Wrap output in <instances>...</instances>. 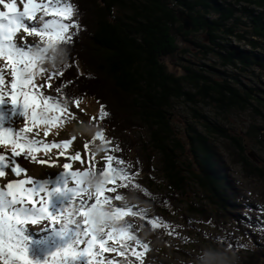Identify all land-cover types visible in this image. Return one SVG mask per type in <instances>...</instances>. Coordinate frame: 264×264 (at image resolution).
Listing matches in <instances>:
<instances>
[{"label":"snow or ice","instance_id":"obj_1","mask_svg":"<svg viewBox=\"0 0 264 264\" xmlns=\"http://www.w3.org/2000/svg\"><path fill=\"white\" fill-rule=\"evenodd\" d=\"M0 6V264H120L108 253L126 264H144L150 246L125 218L146 212L114 203L126 199L118 189L130 187L137 175L112 154L122 149L108 148V137L97 132L81 152L66 156L74 136L40 138L41 129L47 137L76 119L73 107L79 110L81 98L68 100L61 87L69 66L65 49L81 28L78 6L71 0H0ZM96 140L105 146L99 170L97 153L89 150ZM53 149L58 155H49ZM25 161L61 171L55 180L41 181L29 175ZM150 220L153 228L160 226L158 217ZM29 226L45 235L33 238Z\"/></svg>","mask_w":264,"mask_h":264},{"label":"trees","instance_id":"obj_2","mask_svg":"<svg viewBox=\"0 0 264 264\" xmlns=\"http://www.w3.org/2000/svg\"><path fill=\"white\" fill-rule=\"evenodd\" d=\"M83 2L90 4L92 12L82 9L81 0H72L79 8L76 19L82 30L80 35L76 34L75 43L65 49L64 63L69 66L64 71L67 86L62 87L63 93L73 100L78 97L95 100L103 108V126L112 133L148 132L149 143L142 142L149 159L147 170L152 171L153 156L160 157L173 200L176 193L187 194L193 184L201 188L204 199L216 212L227 219L226 209L231 207L228 202L237 193L227 182L226 169L220 163L216 148L195 127L190 129L188 143H184L172 126L170 110L177 100L195 106L216 102L224 110L247 109L256 95L253 90L242 93L234 87L233 82L241 84V80L227 69L200 63L195 65L199 69L187 66L185 75L176 76L162 58L180 50L177 43L181 37L187 44L195 45L204 59L215 56L222 68H233L242 74L253 70L264 72V54L244 52L227 43L229 38H236L255 50L264 51V0ZM180 13L191 20V30L181 24ZM201 32L208 35L209 45L191 39L192 34ZM89 36L94 49L88 47ZM253 37L260 41L256 42ZM182 53L190 51L185 49ZM124 116L125 122L121 120ZM201 118L208 131L223 134L238 145L235 137L219 127L210 129L207 118L202 115ZM189 149L194 161L186 162L182 155ZM198 211L207 215L202 209ZM240 231L245 237L249 234L246 227L241 226ZM249 253L257 264L264 257L256 250Z\"/></svg>","mask_w":264,"mask_h":264},{"label":"rangeland","instance_id":"obj_3","mask_svg":"<svg viewBox=\"0 0 264 264\" xmlns=\"http://www.w3.org/2000/svg\"><path fill=\"white\" fill-rule=\"evenodd\" d=\"M230 1L236 2V0ZM81 4L84 11L92 12L90 4L83 0ZM180 15L182 13L179 17ZM90 23L88 21V24ZM181 24L183 25L182 22ZM81 30L82 28L77 34L80 35ZM89 37L91 45L88 47L94 49L91 36ZM191 39L207 45L210 41L205 32L192 34ZM251 39L256 42L260 41L256 37ZM29 40L31 41L32 38ZM227 43L233 44L244 52L264 54V51L255 50L246 41L241 42L236 38H229ZM177 44L180 45V50L175 55L162 58L172 74L183 76L186 74L184 67L192 66L194 69H199L195 65L203 63L218 69H227L229 73L237 75L241 84L234 81V87H238L242 93L253 90L256 95L252 106L247 109L224 110L216 102L208 101V104L202 103L195 106L183 100H177L170 110L173 115L172 126L184 143H188L190 129L195 127L200 133L206 135L216 148L220 163L226 169L227 182L237 193L236 198L228 202V206L231 205V207L226 209L229 215L227 219L216 212L210 202L204 199L201 188L193 184L192 188L185 192L187 194L183 196L176 193V196L174 195L176 198L173 200L172 191L169 192L167 181L161 170L160 157L154 155L152 171L147 170L149 159L147 152L142 149V142L145 140L149 143L150 134L145 131L131 135L130 132L125 134L108 131L103 126L104 116L101 118L103 108L93 99H81L79 110L73 107L76 119L66 123L62 128H52V134L47 137L41 129L40 138L50 142L68 140L74 136L75 141L66 151V156L81 152L84 142L93 141L97 132H102L108 137L110 141L108 148L115 145L122 149L112 154L128 162L131 165L129 171L137 175L129 182L130 187L118 189L126 199L114 203L120 206H134L135 213L146 212V215H129L125 218L134 226L135 235L150 246L144 264H257L256 260L250 259L252 254L249 252L256 250L264 255V72L253 70L251 73L242 74L233 68H222L215 56L204 59L195 45L187 44L181 37ZM185 49H189L190 53L183 54L182 51ZM64 77L65 75L63 79L61 78L64 81L61 87L67 86ZM56 83L57 81L54 80L53 84ZM187 89L191 91L188 86ZM49 94L57 95L55 91H50ZM66 98L74 102L70 97L66 96ZM109 102L113 103L112 100ZM201 115L207 118L210 129L215 130L219 127L221 131L235 137L238 145L225 138L223 134L208 131L200 122H204ZM94 117L95 121L92 119ZM125 119V116L121 118L123 122ZM103 147H105L103 142L99 140L90 145L89 150L97 153L94 161L96 170L104 166L105 152L99 151ZM59 151L53 149L49 155H58ZM39 155L42 157L44 154ZM182 156L186 162L194 161L190 149ZM60 157L65 162V156ZM72 163L73 168L79 164L78 161ZM23 167L28 169L29 175L41 181L54 179L61 171L49 169V177V174L41 173L42 167H47V165L25 161ZM137 184L140 185L139 188L136 187ZM108 195H115V193H108ZM198 209H202L207 215L199 212ZM157 217L160 226L153 228L150 218ZM241 226L249 229L247 237L240 231ZM29 230V234L35 239H40L42 235H45L39 233L36 226H29ZM127 243L134 244L133 241H127ZM116 246L119 247V245ZM139 250L142 251V249ZM106 256L120 261V264H126L125 258L116 253H108ZM258 264H264V257L258 261Z\"/></svg>","mask_w":264,"mask_h":264},{"label":"water","instance_id":"obj_4","mask_svg":"<svg viewBox=\"0 0 264 264\" xmlns=\"http://www.w3.org/2000/svg\"><path fill=\"white\" fill-rule=\"evenodd\" d=\"M180 21L183 23L186 30H190L192 27L191 20L184 14L180 15Z\"/></svg>","mask_w":264,"mask_h":264},{"label":"bare ground","instance_id":"obj_5","mask_svg":"<svg viewBox=\"0 0 264 264\" xmlns=\"http://www.w3.org/2000/svg\"><path fill=\"white\" fill-rule=\"evenodd\" d=\"M61 159H63V158L59 156V160H60L61 162H64V161H62ZM48 167H49V166H47V167H42V170H41V169H40V170H41V173L44 174V175L49 174V177H50V171H49V169H52V170H53V169L61 170L58 166H55V167H49V168H48ZM48 171H49V172H48ZM38 172H39V171H38ZM51 172H52V171H51ZM42 174H41V175H42ZM56 174H57V173H56ZM57 177H58V175H57ZM57 177H56V178H57ZM56 178H54V179H52V180H55Z\"/></svg>","mask_w":264,"mask_h":264}]
</instances>
